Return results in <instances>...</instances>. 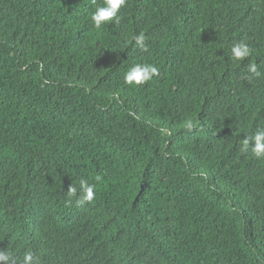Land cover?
<instances>
[{
    "label": "trees",
    "instance_id": "1",
    "mask_svg": "<svg viewBox=\"0 0 264 264\" xmlns=\"http://www.w3.org/2000/svg\"><path fill=\"white\" fill-rule=\"evenodd\" d=\"M103 2L0 0V250L264 264V156L241 151L264 129V0H127L97 30ZM138 63L159 74L130 87ZM81 180L95 198L78 206Z\"/></svg>",
    "mask_w": 264,
    "mask_h": 264
},
{
    "label": "clouds",
    "instance_id": "2",
    "mask_svg": "<svg viewBox=\"0 0 264 264\" xmlns=\"http://www.w3.org/2000/svg\"><path fill=\"white\" fill-rule=\"evenodd\" d=\"M127 5V0H104L103 5L95 9L91 15V21L97 30L109 24L120 23L121 9ZM135 45L140 50L147 52L148 46L145 42V36L139 34L134 37ZM232 59L235 61H243L250 55V48L246 43H239L232 48ZM247 71L252 76H260L258 67L255 63H250ZM159 74L157 67L147 63H138L129 68L124 75V82L130 87L143 86L153 77ZM193 125L188 123L186 127L191 128ZM162 136L169 135L166 128L160 129ZM242 152H251L256 157L264 156V129L259 130L252 137H247L241 142ZM99 179V177H97ZM94 185H89L85 180H81L79 184V196L76 199V204L82 206L87 202H92L95 198ZM68 193L75 196L77 189L70 186ZM0 264H15V258L7 251L0 250ZM19 264H35V258L31 251L23 254Z\"/></svg>",
    "mask_w": 264,
    "mask_h": 264
}]
</instances>
